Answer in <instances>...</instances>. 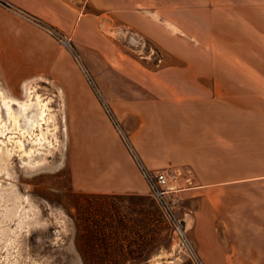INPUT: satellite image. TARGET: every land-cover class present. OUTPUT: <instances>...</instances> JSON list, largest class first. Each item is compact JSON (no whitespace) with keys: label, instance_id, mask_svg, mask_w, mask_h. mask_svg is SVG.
<instances>
[{"label":"crops","instance_id":"1","mask_svg":"<svg viewBox=\"0 0 264 264\" xmlns=\"http://www.w3.org/2000/svg\"><path fill=\"white\" fill-rule=\"evenodd\" d=\"M2 1L62 33L85 64L89 54L100 57L130 86L132 94L113 103L114 114L144 168L165 171L181 187L194 245H226L220 264H264V0ZM204 10L209 49L197 32ZM119 29L151 43L163 64L130 63L105 35ZM37 77L61 92L64 119H84L85 83L68 53L0 7V81L15 89ZM108 150L95 169L106 178L98 193L147 195L124 147Z\"/></svg>","mask_w":264,"mask_h":264},{"label":"rangeland","instance_id":"2","mask_svg":"<svg viewBox=\"0 0 264 264\" xmlns=\"http://www.w3.org/2000/svg\"><path fill=\"white\" fill-rule=\"evenodd\" d=\"M209 3L203 0L204 5ZM12 11L37 23L31 15ZM209 18V11L204 10L203 24L197 27L204 49L210 47ZM126 33L119 29L105 35L130 63L137 61L151 69L163 64L164 55L151 43ZM70 46L71 52L60 47L73 63L74 56L79 57L80 67L74 65L85 83L80 89L88 108L84 119H64V107L57 104L61 92L44 77L15 89L0 81V264H191L158 212V222L153 217L155 207L149 191L142 198L98 193L106 178L96 170L108 148L117 154L122 145L130 157L134 155L113 105L118 98L132 94V89L117 80L100 57L89 54L86 66L71 42ZM35 99L45 105L46 120L28 130L22 123L21 106L34 104ZM5 104L9 105V116ZM173 185L177 190L170 197L177 217L183 220L186 211L181 204V187ZM120 223L126 230L120 229ZM100 226L104 233L109 228L117 232L116 239L105 240L107 246L96 240ZM225 246L192 245L203 264H220L226 257Z\"/></svg>","mask_w":264,"mask_h":264},{"label":"built area","instance_id":"3","mask_svg":"<svg viewBox=\"0 0 264 264\" xmlns=\"http://www.w3.org/2000/svg\"><path fill=\"white\" fill-rule=\"evenodd\" d=\"M0 5L5 8H8L9 10L15 9L12 6L4 3L2 0H0ZM31 20L37 22L35 23V25L42 29L60 46H62L68 52L72 51L69 39L66 38L62 33L52 27L44 25L42 22L35 18H32ZM77 57L75 55L73 60L74 63L78 66L79 61ZM84 77L86 81L90 83L88 77L86 75H84ZM132 159H134L135 164L147 185V188L149 190V196L154 201L155 205L160 211L164 219L165 225L169 229V233L173 236V238L177 240L178 244L182 247L191 264H203L201 259L192 247V245L194 244L189 237L188 229H186L184 221L182 220V218L177 217L174 211L175 203L170 196L176 192V187L168 178L167 173L165 171L149 172L144 168V166L141 165L140 162L137 161L135 155H132Z\"/></svg>","mask_w":264,"mask_h":264},{"label":"bare ground","instance_id":"4","mask_svg":"<svg viewBox=\"0 0 264 264\" xmlns=\"http://www.w3.org/2000/svg\"><path fill=\"white\" fill-rule=\"evenodd\" d=\"M44 108H45V105H41L37 99L34 100V104H31V103L28 102V103H26V104L21 106V109H22L21 117L23 118V122L22 123L25 124L26 129L28 128V130H29L30 128H32V127H34L36 125H38L40 127L42 125V123L45 122V120H46L45 117L46 116H45L44 112H46V111H45ZM33 109H36V113L35 114L32 112ZM5 110H6V113L8 114V116H9V111H10L9 105L5 104ZM28 112L31 113L30 116L25 115ZM13 122H14V120H13Z\"/></svg>","mask_w":264,"mask_h":264},{"label":"trees","instance_id":"5","mask_svg":"<svg viewBox=\"0 0 264 264\" xmlns=\"http://www.w3.org/2000/svg\"><path fill=\"white\" fill-rule=\"evenodd\" d=\"M121 196H123V195H121ZM118 197V196H117ZM120 197V196H119ZM141 197V196H140ZM142 198V197H141ZM151 198V197H150ZM152 200V199H151ZM153 201V200H152ZM153 204H154V207H155V211L153 212V217L156 219V221L158 222V220H159V218H158V216H157V212H158V214H159V217L161 218V220H163V222H164V219H163V217H162V215H161V213H160V211L158 210V208H157V206L155 205V203H154V201H153ZM165 223V222H164ZM120 225V229L121 230H126V228L120 223L119 224ZM105 228L104 227H102V226H100L98 229H97V232L95 233L96 234V240L97 241H99L100 243L102 242L103 244H105V240L107 239V238H110V239H116V237H117V232H116V230L115 229H111V228H109L108 229V231H107V233L105 232L104 233V231H102V230H104ZM105 246H107L106 244H105ZM108 254V253H107Z\"/></svg>","mask_w":264,"mask_h":264}]
</instances>
